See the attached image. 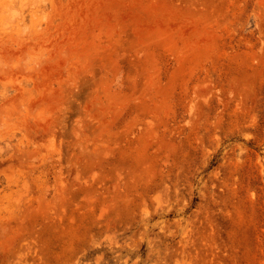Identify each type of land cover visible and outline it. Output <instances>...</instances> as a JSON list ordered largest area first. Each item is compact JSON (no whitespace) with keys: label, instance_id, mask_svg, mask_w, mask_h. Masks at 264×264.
Returning a JSON list of instances; mask_svg holds the SVG:
<instances>
[{"label":"rangeland","instance_id":"374dc122","mask_svg":"<svg viewBox=\"0 0 264 264\" xmlns=\"http://www.w3.org/2000/svg\"><path fill=\"white\" fill-rule=\"evenodd\" d=\"M0 264H264V0H0Z\"/></svg>","mask_w":264,"mask_h":264}]
</instances>
